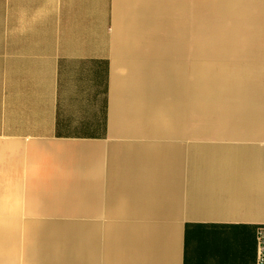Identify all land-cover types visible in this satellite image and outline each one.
Here are the masks:
<instances>
[{
  "label": "crops",
  "instance_id": "0c3cea01",
  "mask_svg": "<svg viewBox=\"0 0 264 264\" xmlns=\"http://www.w3.org/2000/svg\"><path fill=\"white\" fill-rule=\"evenodd\" d=\"M21 202L40 264H257L264 0H0V228Z\"/></svg>",
  "mask_w": 264,
  "mask_h": 264
},
{
  "label": "rangeland",
  "instance_id": "374dc122",
  "mask_svg": "<svg viewBox=\"0 0 264 264\" xmlns=\"http://www.w3.org/2000/svg\"><path fill=\"white\" fill-rule=\"evenodd\" d=\"M113 71H114V74L118 73V71L119 72H124V68H122V66H120V65H116V66L113 67ZM15 198L16 199H20V197H15ZM4 206L8 207V204H5ZM16 206L22 207V208H26L27 204H25L24 202H21V203L17 204ZM18 217H19V222H20L19 238H22L21 240H22L23 244H25L24 245V250L26 251V256H25L26 264H33L34 261L32 262V259H34V257H32V256H34V255L32 253L33 252V248H31V247H33L32 243L34 242L33 239L35 238V235L33 234L34 235L33 236L31 233L34 230L36 231V228H38L37 227L38 220H36V218H34V217H30L29 213L26 210H24V209L22 211L18 212ZM29 218H31V219H29ZM180 232H181V228H179V233ZM0 236H1V233H0ZM7 245H8L7 241L4 239L2 241V245H1L2 246V250L1 251H2V254L4 255V259H2L4 261V264H8V260H9L8 259L9 256H8V253H7V249H8ZM30 245H31V247H30ZM29 247L31 248V250H29ZM9 250H10L11 259L13 260V263L11 262V264H25L24 258H22L21 255L18 252H16V249L15 250L9 249ZM29 253H31V254H29ZM24 255H25V253H24Z\"/></svg>",
  "mask_w": 264,
  "mask_h": 264
},
{
  "label": "bare ground",
  "instance_id": "6f19581e",
  "mask_svg": "<svg viewBox=\"0 0 264 264\" xmlns=\"http://www.w3.org/2000/svg\"><path fill=\"white\" fill-rule=\"evenodd\" d=\"M49 202V201H48ZM50 204H51V202H50ZM23 209V208H22ZM15 212H17V211H15ZM14 211H12L11 212V217H10V221L6 224V226L5 227H2V228H0V233H1V236H0V238H11V240H12V247H15L17 244H18V238H19V227H20V222L18 221V218L15 216V213ZM28 212V211H27ZM44 212V211H43ZM42 212V213H43ZM54 213V212H53ZM53 213H51V214H53ZM44 215H45V213H44ZM66 215V214H65ZM71 215V214H70ZM28 217V216H27ZM29 219H31V218H29ZM37 219H39V218H36V220ZM35 223V222H34ZM30 226V225H29ZM31 227V226H30ZM36 227V226H35ZM38 227V226H37ZM29 230V229H28ZM48 230V229H47ZM32 235L34 234L35 235V238L33 239L34 240V242L32 243L31 241V243L33 244V247H31V245H30V247L31 248H33V255L34 256H32V257H34V259H32V262L34 261V263L33 264H40V262H39V260H38V254H37V252L38 251H36V244H37V238H41V230H40V228L38 227V228H36V231L34 230V231H32V233H31ZM33 235V236H34ZM22 239V238H21ZM23 243V242H22ZM23 245V252L25 253V256H26V251L24 250V245L25 244H22ZM29 247V250H31V248ZM28 252V251H27ZM28 254V253H27ZM29 254H31V253H29ZM30 261V260H29Z\"/></svg>",
  "mask_w": 264,
  "mask_h": 264
},
{
  "label": "built area",
  "instance_id": "2783aa9c",
  "mask_svg": "<svg viewBox=\"0 0 264 264\" xmlns=\"http://www.w3.org/2000/svg\"><path fill=\"white\" fill-rule=\"evenodd\" d=\"M258 262L257 264H264V229H260L258 236Z\"/></svg>",
  "mask_w": 264,
  "mask_h": 264
}]
</instances>
